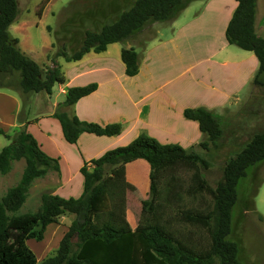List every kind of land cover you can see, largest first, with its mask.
Instances as JSON below:
<instances>
[{
	"label": "trees",
	"instance_id": "1",
	"mask_svg": "<svg viewBox=\"0 0 264 264\" xmlns=\"http://www.w3.org/2000/svg\"><path fill=\"white\" fill-rule=\"evenodd\" d=\"M190 1L133 0L99 30L86 29L75 50L60 48L56 55L67 61L77 60L90 50H104L111 42L123 43L147 23L174 19ZM236 1L225 36L229 43L255 53L259 68L252 85L264 87L260 78L264 73V38L255 32L257 0ZM47 2L42 0L38 6L39 15ZM17 13V0H0V88L18 89L24 99L30 92L50 94L54 83L65 81L64 73L53 60L43 70L20 50L17 38L9 32ZM120 56L126 74L137 73L142 53L134 46H123ZM14 75H18L16 81L12 79ZM95 88V83L69 87L54 110L53 115L69 143H74L81 132L114 135L122 130L119 122L100 125L61 108L71 106ZM183 115L198 122L205 136L198 143L200 147L207 149L209 143L217 146L223 127L210 109L186 107ZM0 134L11 137L2 129ZM20 158L25 166L19 181L0 197V264H245L239 259L240 242L232 235V216L239 200L238 184L251 166L264 161V130L254 132L225 161L214 187L201 174L208 167L201 153L179 144L161 143L141 132L127 144L110 148L83 163L80 167L83 187L78 196L43 192L37 209L22 213L18 210L26 200L32 180L49 170L59 171V165L58 159L45 153L26 128L15 131L0 150V173L9 171L12 161ZM134 158L145 159L150 171L148 198L142 201L138 224L131 228L125 216L124 177H105V173ZM188 171L191 173L186 181L182 173ZM202 191L210 195V207L204 212L178 209L176 219L186 221L192 228L185 231L173 228L174 219L166 214V208L174 205L179 208L184 194L194 197ZM64 213L74 215L68 229L56 249L38 260L25 241L42 240L46 226L57 223Z\"/></svg>",
	"mask_w": 264,
	"mask_h": 264
},
{
	"label": "crops",
	"instance_id": "2",
	"mask_svg": "<svg viewBox=\"0 0 264 264\" xmlns=\"http://www.w3.org/2000/svg\"><path fill=\"white\" fill-rule=\"evenodd\" d=\"M194 1L191 0L182 9V15L167 22L172 29L171 34H156L158 36L145 44L139 69L134 75L125 72L120 56L122 44L117 51H109V45L116 43L111 42L102 51L90 50L81 58L68 61L67 66L63 65L65 81L56 83L62 100L50 102V94L44 91L30 95L38 112L35 116H31L29 109H23L21 97L14 88H0V129L12 134L26 128L38 142L41 141V147L49 156H57L61 162L57 171L59 184L51 189V193L63 197L78 196L80 193H74L82 190L81 182L76 185L71 183L75 177L80 178L78 173L82 175L80 167L83 163L99 157L110 148L127 144L141 132L161 143H175L187 149L193 147L201 141V137L203 139V134L196 120L183 115L186 107L204 106L220 118L223 111L234 112L238 105L249 100L252 80L259 68L258 58L253 51L229 43L225 36L226 26L238 2L200 0L193 5ZM258 8L259 0L255 32L264 38V13L260 14ZM260 78L264 80V73L260 74ZM89 83L96 84L92 92L78 98L71 106L62 108L82 120L100 125L119 122L122 130L114 135L81 132L74 143H69L53 113L58 103L64 100L69 87ZM20 111L23 114L21 117L18 114ZM37 132L41 140H38ZM70 161L76 163L73 168L76 170L65 177L61 167L63 164L69 168ZM122 164L134 177H128L129 181L133 184L143 182L148 189L150 166L145 159L134 158L113 168ZM141 201L137 203L140 209ZM129 202L126 197L125 216L130 227L134 228L138 221L134 218L132 223L129 219ZM68 226L63 225L56 232L58 235H53L54 244L50 243L45 251L52 245L54 249L58 246Z\"/></svg>",
	"mask_w": 264,
	"mask_h": 264
},
{
	"label": "rangeland",
	"instance_id": "3",
	"mask_svg": "<svg viewBox=\"0 0 264 264\" xmlns=\"http://www.w3.org/2000/svg\"><path fill=\"white\" fill-rule=\"evenodd\" d=\"M17 1L18 13L13 24L9 27V32L13 37L17 38V46L20 50L38 62L43 70L52 65V60L62 70L63 65H68V61L62 56L56 55L58 49L65 48L68 52L75 50L80 44L86 29L99 30L102 24L110 22L122 8L127 7L131 3V0H48L39 15L37 8L42 0ZM198 1L200 0H195L193 5H197ZM258 11L260 14L264 13V0H259ZM181 13L182 10L175 18ZM171 20L147 23L136 35L123 43L116 42L114 46L109 45V51H117V47L122 44V46H134L141 53L143 45L158 36L156 34H161L160 36L171 34L172 29H169L170 24L167 23ZM12 79L16 81L18 75H14ZM261 80L264 81L262 78ZM57 87L58 85L54 83L50 93V102L62 100V95ZM13 90L21 97L23 109H29L32 112L31 116L37 115V109L30 98V95H33L34 92H30L24 99L18 89L14 88ZM250 91L249 100L238 105L239 107L234 112L231 110L223 111V116L218 120L223 127V134L218 140L217 146L209 143L208 148L205 149L200 147L198 142L193 147H190V149H195L207 159L208 167L202 169L201 174L206 183L212 187L215 186L216 181L221 177L222 166L225 161L231 158L254 132L264 130V87L252 86ZM18 114L19 117L23 115L21 111ZM13 133L10 134L11 137ZM36 136L38 140H41L39 132L36 133ZM11 137L9 138L10 140ZM8 143L9 140L7 138L0 136V149ZM44 152L47 153L45 150ZM54 157L58 159L57 156ZM73 160H75L74 155ZM57 161L58 165L61 166L59 159ZM75 165L74 161H70L69 168L64 167L62 164L61 171L65 177L76 170L73 169ZM24 166L25 161L20 158L12 162L9 171L3 174L0 173V196L8 187L19 181ZM88 167L91 168L92 166L89 164ZM107 172L105 177H124L126 181L125 196L130 200L128 203L130 210L129 219L131 222L134 218L136 222L139 221L141 209L138 204L144 197H148L149 187L147 189L143 182L133 184L129 181L128 177L133 179L134 177L131 173H127V168L124 164L112 170L109 169ZM190 173L191 171L182 173L186 181H188ZM78 175L80 178L75 177L71 184L76 185L81 182V186H83L82 175L79 173ZM58 184V173L55 170H49L45 175L33 179L27 192V198L18 212L36 210L40 204L41 193L44 191L50 192ZM81 191H76L74 194L78 195ZM237 192L239 200L233 210L232 235L240 242L239 259L245 264H264V161L248 169L246 176L237 186ZM211 201L210 195L205 191L197 193L194 197L184 194L179 208L176 205L168 206L166 214H169L174 219L173 228L185 231V229L192 228V226L186 221L176 219L178 209L204 212L210 207ZM251 203H254V205L250 206ZM73 218L74 215L64 213V215L58 217L57 223L49 225L42 240L27 239L24 243L25 246L29 247L39 260L42 259L56 249L52 245L45 251L50 243L54 244L55 238L53 239V235L61 230L63 225L68 226V222ZM57 235L58 233H56ZM204 242H206V239Z\"/></svg>",
	"mask_w": 264,
	"mask_h": 264
}]
</instances>
